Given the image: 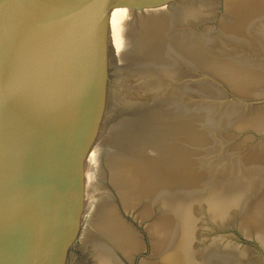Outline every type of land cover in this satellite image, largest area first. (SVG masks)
Returning <instances> with one entry per match:
<instances>
[{"label": "water", "instance_id": "water-1", "mask_svg": "<svg viewBox=\"0 0 264 264\" xmlns=\"http://www.w3.org/2000/svg\"><path fill=\"white\" fill-rule=\"evenodd\" d=\"M0 264H264V0H0Z\"/></svg>", "mask_w": 264, "mask_h": 264}]
</instances>
